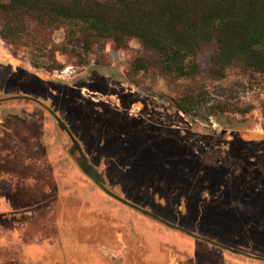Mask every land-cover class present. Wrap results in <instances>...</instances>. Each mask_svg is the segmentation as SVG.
Returning <instances> with one entry per match:
<instances>
[{
	"label": "rangeland",
	"instance_id": "1",
	"mask_svg": "<svg viewBox=\"0 0 264 264\" xmlns=\"http://www.w3.org/2000/svg\"><path fill=\"white\" fill-rule=\"evenodd\" d=\"M29 30L0 38V264H89L90 247L109 264H264V72L176 78L133 38L62 53L63 26ZM187 94L213 114L173 107Z\"/></svg>",
	"mask_w": 264,
	"mask_h": 264
},
{
	"label": "trees",
	"instance_id": "2",
	"mask_svg": "<svg viewBox=\"0 0 264 264\" xmlns=\"http://www.w3.org/2000/svg\"><path fill=\"white\" fill-rule=\"evenodd\" d=\"M0 15V38L11 46L31 25H58L62 53L105 39L123 47L133 38L157 55L160 71L176 78L221 76L230 64L264 72V0H8L0 2ZM132 69H146L143 60L135 59ZM172 105L185 115L213 114L200 95Z\"/></svg>",
	"mask_w": 264,
	"mask_h": 264
},
{
	"label": "water",
	"instance_id": "3",
	"mask_svg": "<svg viewBox=\"0 0 264 264\" xmlns=\"http://www.w3.org/2000/svg\"><path fill=\"white\" fill-rule=\"evenodd\" d=\"M43 107H45V106H43ZM54 121H55V124H56V126H57V128H58L59 130H61V131H63V132H67V129H66L65 125L63 124V122L61 121L60 118H58V117H54ZM67 134H68V133H67ZM68 136H69V138H70V140H71V142H72L73 148H74V149L78 152V154L80 155V156L78 157V158H79V161H81V162H85V160L82 158L83 156L81 155L80 148H79L78 144L76 143V141L74 140V138H73L70 134H68ZM79 161H78V163H79ZM85 163H86V162H85ZM81 168H82V170H83L84 173L88 174V176H89L90 174H92V173H93V174H97L94 170H92V169L90 168L89 165H86V164H85V167H83V166L81 165ZM88 172H90V174H89ZM100 187H101L105 192H108V190H106V189L104 188V186L100 185ZM108 193H109V192H108ZM110 194H111V193H110ZM111 196H112L113 198H116V197H117V196L114 195V194H111ZM117 199L120 200V202H122V204H124V205H126V206H128V207H131V208H134V209H135V208H136V209H139V211L142 212V213H144V214L147 213L146 211L140 209V208L137 207L135 204H133V203H131V202H129V201L122 200V199H120V198H118V197H117ZM159 221L163 222L164 224H166L167 226H169V227H171V228L178 229V230H180V231H184V232H186L185 230L181 229L180 227L170 225L168 222H166V221H164V220H159ZM186 233H188V232H186ZM189 234H190V233H189ZM192 236H193V237H196V235H193V234H192Z\"/></svg>",
	"mask_w": 264,
	"mask_h": 264
},
{
	"label": "flooded vegetation",
	"instance_id": "4",
	"mask_svg": "<svg viewBox=\"0 0 264 264\" xmlns=\"http://www.w3.org/2000/svg\"><path fill=\"white\" fill-rule=\"evenodd\" d=\"M110 198V197H109ZM112 199V198H110ZM114 200V199H112ZM123 206H126L124 204H121ZM127 207V206H126ZM128 208V207H127ZM132 210V209H131ZM155 255L156 256H162L161 254V251L159 249V247H155ZM89 251L87 252V255H86V262H88L89 264H109L107 262V260L104 258V256H102V254L100 252H98L96 249H92L91 247L88 249ZM89 253V254H88ZM105 260V261H104Z\"/></svg>",
	"mask_w": 264,
	"mask_h": 264
}]
</instances>
